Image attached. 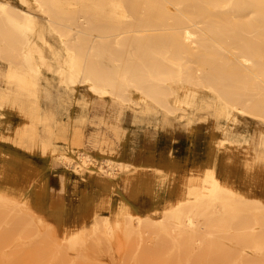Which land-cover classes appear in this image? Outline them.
<instances>
[{
  "label": "bare ground",
  "instance_id": "obj_1",
  "mask_svg": "<svg viewBox=\"0 0 264 264\" xmlns=\"http://www.w3.org/2000/svg\"><path fill=\"white\" fill-rule=\"evenodd\" d=\"M1 61L2 90L25 78L39 91L28 124L10 123L16 103L0 98V193L14 199L4 202L8 213L31 219L21 206L31 207L73 240L80 202L68 219L66 191L75 174L94 224V213L110 221L114 206L110 216L127 236L146 232L180 247L227 237L264 248V133L257 145L250 133L254 124L264 131V0H0ZM44 95L58 110L41 104ZM207 97L218 109L204 119L221 135L212 134L214 150L196 159L190 122ZM98 103L107 110L90 111ZM119 106L134 111L132 126L121 123ZM149 113L184 118L188 137L182 149L152 148L135 161L123 153ZM54 164L63 172L53 190ZM143 188L152 194L146 209L134 203Z\"/></svg>",
  "mask_w": 264,
  "mask_h": 264
},
{
  "label": "rangeland",
  "instance_id": "obj_2",
  "mask_svg": "<svg viewBox=\"0 0 264 264\" xmlns=\"http://www.w3.org/2000/svg\"><path fill=\"white\" fill-rule=\"evenodd\" d=\"M1 64H3L0 66L2 71L6 72L7 63L1 61ZM9 82V86L14 85V90H2L0 88V98H4L1 100L5 102L7 97H13V101L16 103L14 113L25 124L31 123L32 115L34 116L36 109L32 104L38 100L39 91L25 78H13ZM49 83L51 88L58 89L56 82L51 80ZM41 101L45 103L51 100L44 95ZM206 101L207 104L195 111L194 119L190 122L191 126L194 127L193 142L196 144V159L208 156L210 149L214 150V148L209 147V139L212 134L221 135L219 127L212 128V119H204V116L210 118L211 115L216 114L218 109L217 104L210 97H207ZM38 111L41 110L38 109ZM119 111L122 123L130 126L134 118V111L126 106H119ZM15 120H10V123L13 124ZM138 122L142 126L154 128L155 142L158 138L157 134L163 129L169 133L164 138L165 144L171 143L173 138H176L175 140L183 146L188 137L187 121L184 118L179 119L176 115H171L166 119L161 113H149L144 114ZM5 128H7L4 130L5 134H10L9 126ZM251 128L252 132L250 133L254 135L251 138V144L257 145L260 140H257V136L264 131L255 124ZM237 130L240 132L245 128L241 125L237 127ZM9 146L10 143L7 141L1 152H4L5 148L8 149ZM21 154L25 157L27 153L22 152ZM7 162L18 168L26 167L25 165L20 166L22 161L16 159H9ZM30 163L32 162L28 161V165ZM53 170L59 173L63 172V168L58 164H54ZM234 170L235 173H239L241 165H237ZM58 180L59 182H57V175L51 176V189L54 190L60 186V175ZM239 183L237 184L239 185ZM58 184L59 186H57ZM82 185L81 181H76L75 174L69 175L66 196L71 202V210L68 219L73 210L79 208L80 202L79 227L73 240L58 235L52 222L37 215L31 207L20 204L23 210L28 211L30 215L33 214L31 217L29 216L31 219L8 213L4 202H10L14 199L0 193V264H264V248L259 249L250 245L239 246L227 237L211 239V242L214 243L211 247H201L197 243L180 247L168 238H153L146 232L132 236L124 235L118 226V218L116 216L113 218V215L110 216L117 210L114 206L108 212L110 221H106V217H108L106 213H94L96 222L99 220L94 224L92 217L86 219V194L88 193L85 192L86 189L84 191ZM74 186L80 188L73 192L71 189ZM78 191L81 195L80 201ZM139 194L141 196L148 195L145 198L147 203L142 209L150 207L152 194L145 188L141 189ZM47 203L50 204L49 198ZM207 242L210 240H205V243ZM225 251L226 253L223 254L222 252Z\"/></svg>",
  "mask_w": 264,
  "mask_h": 264
},
{
  "label": "crops",
  "instance_id": "obj_3",
  "mask_svg": "<svg viewBox=\"0 0 264 264\" xmlns=\"http://www.w3.org/2000/svg\"><path fill=\"white\" fill-rule=\"evenodd\" d=\"M51 91H52V94L54 95L55 90H51ZM50 100L51 101H49V102L46 101L45 103H43V101H41V104L44 107H51L54 110H58L57 99L52 96L50 98ZM74 109H77V107H74ZM91 109H92V111L98 110V111H102V112H105L107 110V108L102 107L99 103L93 104L90 108V111H91ZM8 118L10 120H15V119H19V116L16 113L12 112V113H10ZM121 123H122V119H121ZM122 124L124 125V123H122ZM130 126H132V124ZM130 126L126 125V127H130ZM91 128H92V125L88 124L86 126V131L89 132L91 130ZM153 131H154V133H153ZM108 134L111 135L110 132ZM154 134H155V130L153 127L142 126V124H139V122H138L136 125L135 134L133 135L132 141L123 153L124 156H127L128 158L133 159L135 161H139L141 159H145V157L147 156L146 151H148L149 149H152V148L155 151H157L159 155L163 154L165 151H167L171 145L177 146V147H179V149H182V147H181L182 144H180L179 141L175 140L176 138H173L174 140L171 141V143L165 144L166 142L164 141V138L169 134L168 131H166L164 129L160 130L159 133L157 134L158 138H157L156 142L154 140ZM87 146L89 147L90 144H87ZM195 151H196V144L193 143L192 155L197 158V155H195ZM200 159H202V158H200ZM51 174L57 175V182H59L58 179H59L60 173L59 172L56 173V171H53V172H51ZM57 186H59V184ZM145 195L141 196V194H139L137 199L134 201V203L137 204V206H140L141 208H143L145 203H147L145 198L148 197L147 194H145Z\"/></svg>",
  "mask_w": 264,
  "mask_h": 264
}]
</instances>
